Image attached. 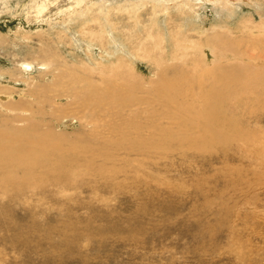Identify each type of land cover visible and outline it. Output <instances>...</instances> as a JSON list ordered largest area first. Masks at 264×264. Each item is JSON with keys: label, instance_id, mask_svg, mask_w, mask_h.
I'll return each mask as SVG.
<instances>
[{"label": "rangeland", "instance_id": "obj_1", "mask_svg": "<svg viewBox=\"0 0 264 264\" xmlns=\"http://www.w3.org/2000/svg\"><path fill=\"white\" fill-rule=\"evenodd\" d=\"M261 54L264 0H0V126L30 122L92 151L32 188L4 184L0 173V264H264V94L245 84L223 92L205 75L195 91H234L223 113L256 146L194 151L180 139L197 130L171 124L149 93L160 69L167 78L196 63L247 74L264 68ZM103 79L139 81L140 106L83 107L88 84ZM37 84L49 93H35ZM10 94L21 111L7 107ZM168 128L179 142L165 140Z\"/></svg>", "mask_w": 264, "mask_h": 264}, {"label": "bare ground", "instance_id": "obj_2", "mask_svg": "<svg viewBox=\"0 0 264 264\" xmlns=\"http://www.w3.org/2000/svg\"><path fill=\"white\" fill-rule=\"evenodd\" d=\"M41 7H43V6H41ZM41 11H43V8L41 9ZM213 42L214 41L212 39V42L210 45H212ZM234 45L235 44L231 43L230 46H228V45L224 46L222 48L223 50L220 53L222 55L224 54L223 56L228 57L226 52L234 51L236 49L234 47ZM235 53H236L235 57L239 58L240 55L236 51H235ZM235 57L232 56V58H235ZM259 58L264 59V54H261L259 56ZM22 67L25 69L27 68L26 70H28V68H30V65L24 64ZM231 68H234V65H232ZM214 69L217 71V75L215 74L216 72L212 73L213 69L203 71L202 67L200 68V65L196 63L195 68L190 70V72H187V73H190L191 75L190 74H188V75L184 74V76L181 75L182 77L181 76H178V77H172L171 76L169 78H167L164 75L163 71L160 69V71H158V72H160V73H158L159 74L158 75L159 80L157 82H153V85H152L153 87L152 86L151 87L154 88V90L153 91L150 90L149 93L154 94L156 99H159V101H161V105L165 108L166 112H168V114H169L168 118L170 119L171 124H172V119H173L175 121L174 125L176 124L181 129H184V130L196 129L197 130L196 135H194L195 132L193 131L194 134L189 133V134H186L185 136L183 135L182 139H180V142L185 144L187 146V148L189 147V148L195 149L194 151L201 150V149H211V148L213 149L216 147L218 149L219 146H224V145L232 143V142H239V143L241 142L243 144V146L244 145H248V146L250 145V147H255L256 144L254 143V140L251 141V139L247 138L245 135L240 134L239 129L242 128L243 126L242 127L239 126L235 120H230V118H228L226 116V114L223 113V105H224L223 101L227 98L228 95H230V97H231V95H234V91H231L232 94H231V92L227 95H224V94L221 95V93H219L220 94L219 96H214L213 94L202 95L201 93H203V92L195 91V88H196V86H198L199 88L201 87L200 83L202 81V78L205 75L210 76V75L214 74V76L217 77L216 78L217 80H216V82L214 81L215 82L214 84H215V86L217 84H220L223 92H224V88L226 89L227 86H230L232 84H234V87L236 86V89H237V87H240V88L243 87V85L245 84L246 86L244 87V90L247 93L254 94L255 92H257V95L264 94V68H262L261 70H258V71L247 70L248 71L247 74H245L246 73V69H245L244 74H241L240 71L242 68L239 67L238 72L234 71L233 75L231 73H228L229 70H228V72H224V73L220 72L219 66L214 68ZM215 70H213V71H215ZM194 71H196L197 73H194ZM198 71H200V72L198 73ZM249 73H251L250 76H248ZM120 74H121V72H120ZM188 76H192V77H190L191 78L190 80H189V78H187ZM194 76H197V77H194ZM207 76H206V78H207ZM71 79H73V78H71ZM71 79L69 78L68 80H71ZM110 79H112V77ZM197 80H199V81H197ZM140 82H142V81H140ZM156 83H158V84H156ZM182 84H183V86H182ZM210 84H211V82H210ZM140 86H142V85H140L139 81H136L135 79L132 81H129L127 79H121V80H117L116 82H112L111 80H104L103 79V83H101L99 85H96L94 83H89L88 89L91 90V93L87 97H85V99L82 100V105H83V107H86L87 105L94 103L96 105L98 104L101 106L113 107L116 109L124 110V109H127L129 107L138 105L140 100L138 99L137 96H135L136 95L135 93H136V91L139 92V90L141 89ZM215 86H214V89H215ZM97 87L99 88V91L101 92L100 96L97 95V89H96ZM35 89H36L35 93H39L42 95L43 94L47 95L49 93L47 85L37 84L35 86ZM142 91H141V93H142ZM237 92H239V91H237ZM240 93H241V91H240ZM182 94H184L183 96L186 97L188 101L186 100V102H180V101H182L181 99L179 101L178 97L181 96ZM185 94H187V95H185ZM85 95H83V96H85ZM196 97H198V98H196ZM149 98H150V96H149ZM191 98H193V99H191ZM5 100H7V107L12 108L14 110V112L21 111L20 109L24 105L23 103H18V104L14 103L12 100L11 94L9 96H7L5 98ZM78 100H79V98H78ZM156 101H158V100H156ZM138 106H140V104ZM154 110H156V109H154ZM60 111H61V109H60ZM172 111H173V113H172ZM148 112H150V111H148ZM41 113H43V112H41ZM253 113H254V111H253ZM61 114H63V113H61ZM155 114H157V113H155ZM44 118H46V117H44ZM26 119H24L25 121L24 120L23 121L26 122ZM0 120H1V118H0ZM154 121H156V120H154ZM9 124H11V123H9ZM26 124H27V126L23 125V127L25 126L24 129H21L19 127L18 128L14 127L11 129H5V128L0 126V173H3V175L5 176L2 179V181L4 180L3 181L4 184H7V185L15 184L18 188L23 189V188L35 187V186L39 185L40 183L45 182L46 180H55V181L60 180L61 175L68 173L67 171L71 170L74 167V165L78 163V155L79 154H89V155L92 154V151L88 146H84L80 143V139L77 140L79 142L70 143V142H68L69 139L67 140L62 136H57L56 134H54L50 131H46V130L42 129V126L38 127V126H36L30 122H26ZM125 124L126 123H124L123 126ZM130 125L134 126L133 123ZM99 126L102 128L101 125H99ZM135 126L138 128L137 124H135ZM177 126H175V127H177ZM114 128H117V127H114ZM114 128L112 130H114ZM149 128L154 133V132H156L155 130L158 128V126L156 124H151L149 126ZM170 128H171V126H170ZM170 128H168V132L164 131L165 133H163V135L165 134L164 137L168 143L171 141L178 140L175 136L172 135V130H170L171 132L169 131ZM125 129L129 132L130 126L127 125ZM175 129H177V128H175ZM175 129H173V132L175 131ZM97 130L98 129H96L95 131H97ZM141 131H142V129H141ZM177 131H179V130H176V132ZM137 132H138V130H137ZM157 133H158V131H157ZM144 134H146V132ZM150 134H152V133H150ZM121 135L126 138L125 134L122 133ZM133 135H134V133H133ZM151 136H154V135H151ZM87 137H89V136H87ZM139 137H140L139 141L141 143L142 142L143 143H149L150 142L153 146L154 145L156 146L158 144L157 143L158 140L156 141L155 137L151 141L149 140L147 142H145L143 140L142 137H144V136H142V137L139 136ZM158 138L159 137H157V139ZM178 142H179V140H178ZM130 143H132V142H130ZM134 143H135V141H134ZM134 145L136 146L137 144H134ZM163 145L166 146V144H163ZM237 145H238V143L236 144V146ZM257 146H258V144H257ZM167 147L173 148L172 146H167ZM175 147H177V146H175ZM230 147H232L231 144H230ZM242 148L244 149V147H242ZM180 149H182V148H180ZM168 150L169 149H167V151ZM258 150H261V149L255 148V154H256V152H258ZM251 151H252V149H251ZM252 152H254V151H252ZM259 153H260V151H259ZM262 153L264 154L263 150H262ZM90 162H91L90 159L84 160L83 166H89ZM86 169H88V168H86ZM14 173H22V175L20 177H18V175L14 174ZM25 173H27V174H25ZM36 173H45V174L38 176ZM241 184H242V182H241Z\"/></svg>", "mask_w": 264, "mask_h": 264}]
</instances>
